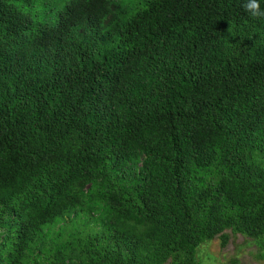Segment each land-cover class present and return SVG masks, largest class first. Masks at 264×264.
<instances>
[{
  "label": "trees",
  "instance_id": "16d2710c",
  "mask_svg": "<svg viewBox=\"0 0 264 264\" xmlns=\"http://www.w3.org/2000/svg\"><path fill=\"white\" fill-rule=\"evenodd\" d=\"M243 3L0 0V264H202L230 233L264 251V19Z\"/></svg>",
  "mask_w": 264,
  "mask_h": 264
},
{
  "label": "rangeland",
  "instance_id": "374dc122",
  "mask_svg": "<svg viewBox=\"0 0 264 264\" xmlns=\"http://www.w3.org/2000/svg\"><path fill=\"white\" fill-rule=\"evenodd\" d=\"M92 216L101 218L98 211L84 210L74 218L76 227L88 233L98 222L91 221ZM225 246L220 237L201 245L197 251V260L202 264H264V251L256 243L243 235H232Z\"/></svg>",
  "mask_w": 264,
  "mask_h": 264
},
{
  "label": "clouds",
  "instance_id": "9594fccd",
  "mask_svg": "<svg viewBox=\"0 0 264 264\" xmlns=\"http://www.w3.org/2000/svg\"><path fill=\"white\" fill-rule=\"evenodd\" d=\"M243 7L253 18L264 19V8L261 7L260 0H244Z\"/></svg>",
  "mask_w": 264,
  "mask_h": 264
}]
</instances>
